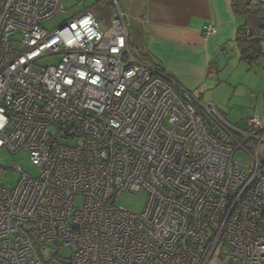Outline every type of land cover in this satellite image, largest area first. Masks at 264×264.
<instances>
[{
  "label": "built area",
  "instance_id": "2783aa9c",
  "mask_svg": "<svg viewBox=\"0 0 264 264\" xmlns=\"http://www.w3.org/2000/svg\"><path fill=\"white\" fill-rule=\"evenodd\" d=\"M96 1L107 28L85 9L47 30L59 0H0V150L39 169L0 185V264H264L258 115L233 124L139 61ZM142 189L139 215L114 204Z\"/></svg>",
  "mask_w": 264,
  "mask_h": 264
},
{
  "label": "crops",
  "instance_id": "0c3cea01",
  "mask_svg": "<svg viewBox=\"0 0 264 264\" xmlns=\"http://www.w3.org/2000/svg\"><path fill=\"white\" fill-rule=\"evenodd\" d=\"M231 1L118 0V3L129 20V44L135 57L162 68L195 95L211 74V57L234 40L242 22L232 13ZM98 4L112 6L109 1H96ZM209 24L215 27V33L203 32ZM261 96L264 98V93ZM248 112L255 110L248 108ZM258 117L264 126V117Z\"/></svg>",
  "mask_w": 264,
  "mask_h": 264
},
{
  "label": "rangeland",
  "instance_id": "374dc122",
  "mask_svg": "<svg viewBox=\"0 0 264 264\" xmlns=\"http://www.w3.org/2000/svg\"><path fill=\"white\" fill-rule=\"evenodd\" d=\"M64 12L58 11L51 18L43 22V27L52 30L62 22L70 19L79 12L90 9L101 25L109 26L113 7L108 8L104 4L96 5V0H59ZM107 26V27H108ZM58 56L46 57L40 60V65L55 63ZM211 74L200 91L195 92V97L200 103H211L223 118L233 124H243L248 108L264 117V57H261L258 65L250 67L241 61L239 51L234 40L228 41L223 48L217 51L210 59ZM261 91V92H260ZM261 96V97H260ZM233 159L245 168L249 162L248 155L243 149H237ZM17 165L24 173L36 177L39 169L29 159L26 150L20 149L10 153L6 148L0 150V185L14 186L20 173L14 169ZM147 193L145 190L126 192L115 198L114 204L122 206L128 211L139 215L146 204ZM79 199L76 200V205Z\"/></svg>",
  "mask_w": 264,
  "mask_h": 264
},
{
  "label": "trees",
  "instance_id": "16d2710c",
  "mask_svg": "<svg viewBox=\"0 0 264 264\" xmlns=\"http://www.w3.org/2000/svg\"><path fill=\"white\" fill-rule=\"evenodd\" d=\"M230 6L242 20L234 38L240 60L250 67L257 66L264 57V0H232Z\"/></svg>",
  "mask_w": 264,
  "mask_h": 264
},
{
  "label": "water",
  "instance_id": "95a60500",
  "mask_svg": "<svg viewBox=\"0 0 264 264\" xmlns=\"http://www.w3.org/2000/svg\"><path fill=\"white\" fill-rule=\"evenodd\" d=\"M130 29H132V26L130 25Z\"/></svg>",
  "mask_w": 264,
  "mask_h": 264
}]
</instances>
